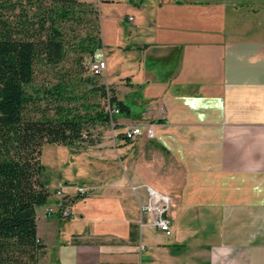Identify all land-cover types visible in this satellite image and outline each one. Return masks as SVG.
Instances as JSON below:
<instances>
[{
    "label": "crops",
    "instance_id": "obj_1",
    "mask_svg": "<svg viewBox=\"0 0 264 264\" xmlns=\"http://www.w3.org/2000/svg\"><path fill=\"white\" fill-rule=\"evenodd\" d=\"M126 2L127 43L102 58L130 112L116 114L108 149L103 135L74 151L95 187L61 163L49 173L39 264H264V0ZM136 124L155 137L127 139ZM60 181L70 195L92 189L73 197L71 218L46 213ZM149 188L172 197L171 233L143 223Z\"/></svg>",
    "mask_w": 264,
    "mask_h": 264
},
{
    "label": "trees",
    "instance_id": "obj_2",
    "mask_svg": "<svg viewBox=\"0 0 264 264\" xmlns=\"http://www.w3.org/2000/svg\"><path fill=\"white\" fill-rule=\"evenodd\" d=\"M103 49L94 2L0 0V264H39L45 251L37 217L51 196L44 145H94V129L116 120L109 105L130 112L99 74L83 78ZM70 53L74 65L61 69ZM39 68L57 80L37 86ZM80 80L92 81L81 96Z\"/></svg>",
    "mask_w": 264,
    "mask_h": 264
},
{
    "label": "rangeland",
    "instance_id": "obj_3",
    "mask_svg": "<svg viewBox=\"0 0 264 264\" xmlns=\"http://www.w3.org/2000/svg\"><path fill=\"white\" fill-rule=\"evenodd\" d=\"M108 1H109L108 3L105 2V6L102 9V13L100 12L102 30H103L104 49L96 55V59H102L103 55L108 56L109 54H111V49L115 47V45L117 44L123 45L127 43V39H126L127 34H124V29L128 26V23L124 20L123 21L120 20L121 21V24H120L117 19L118 18L117 16L119 14H122L121 10H124L123 5L127 4L126 2L127 0H122V1L108 0ZM101 2L102 0H97L96 2H94L98 9H99ZM127 8L134 10L132 6L126 7V10H128ZM129 16H133V15H129ZM72 58H73V54L70 53L69 58L66 60L65 64L63 65V67H61V69L72 67L74 65V60H72ZM122 58H123V61H125L124 56ZM122 63L123 62L121 59L117 60V64L115 66V73L121 74V72L125 70V67ZM83 75H84L83 78H86V79L89 78L91 80L94 79V77L92 76V73L89 70V63L87 62H86V67H85V71ZM99 75L100 76L96 77V79L101 78V80H104L106 82V76L104 74H99ZM67 76L69 77V75ZM49 80L54 82L57 80V78L52 76L46 68H44L43 71H41L39 68L35 84L37 86H43ZM75 83H76V92L80 96L82 95V93H85L86 90H88L92 86V81L87 82V80L86 81L80 80L78 82L75 81ZM120 94H122L123 96L125 94V91L122 87H121ZM90 99L96 100V97H94L91 94ZM121 116H125V115H121ZM112 125L113 123H110L109 125H106L105 127L97 126L94 129L95 135H97L98 133H101L100 140L103 138V135H106V139H105L106 142L104 143V145L106 144L105 148L107 149L110 147L109 140L112 138V133H113ZM92 146L93 145L79 146V147L77 146L75 147V150H72V146L70 145H58V144H52V143L45 144L43 147L41 158H42V162L45 164V166L48 169L47 171H49L47 175L49 177H50L49 173H51L52 175H55L56 170L54 169L55 168L54 166H57L58 163H61V166L63 164L64 166H62L61 168L62 172H60V174L62 176H66V178L70 180L71 183H75L77 185L86 184L91 187H95L97 183L94 182L93 180L88 181L87 180L89 178L88 174H84L85 167L83 163V158H80V156H78V157H75V159H72L74 155V151L75 152L81 151L85 148L92 147ZM89 153H92L91 158L94 159L93 149H92V152L90 151ZM91 168L94 169V166H92Z\"/></svg>",
    "mask_w": 264,
    "mask_h": 264
},
{
    "label": "built area",
    "instance_id": "obj_4",
    "mask_svg": "<svg viewBox=\"0 0 264 264\" xmlns=\"http://www.w3.org/2000/svg\"><path fill=\"white\" fill-rule=\"evenodd\" d=\"M120 1V0H118ZM133 16H129V20H133ZM107 68L106 59H96L90 64V71L93 74H103ZM108 109L112 115L120 113V109L115 105H109ZM145 135L149 138L155 137V128L153 125L136 124L128 127L124 131V136L127 139H135L137 136ZM90 187L80 185L76 186V194L70 195L67 192V184L60 181L56 187L55 194L57 202L55 205L48 206L46 213L48 215L58 212L63 218H71L75 216V211L72 208L73 197L75 195H86L91 191ZM172 197L169 194L161 193L152 188H149V198L146 204L142 207L143 223L148 222L160 230L171 233L172 224L169 217L171 209ZM143 247V246H142Z\"/></svg>",
    "mask_w": 264,
    "mask_h": 264
}]
</instances>
